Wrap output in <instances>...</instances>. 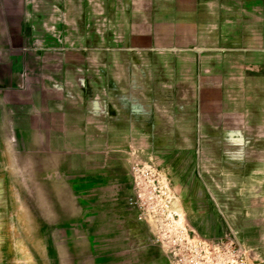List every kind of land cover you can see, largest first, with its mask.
<instances>
[{"label": "crops", "instance_id": "1", "mask_svg": "<svg viewBox=\"0 0 264 264\" xmlns=\"http://www.w3.org/2000/svg\"><path fill=\"white\" fill-rule=\"evenodd\" d=\"M44 149L189 160L264 199V0H0V264Z\"/></svg>", "mask_w": 264, "mask_h": 264}, {"label": "rangeland", "instance_id": "2", "mask_svg": "<svg viewBox=\"0 0 264 264\" xmlns=\"http://www.w3.org/2000/svg\"><path fill=\"white\" fill-rule=\"evenodd\" d=\"M176 161L23 153L4 252L14 264H264L259 192H229Z\"/></svg>", "mask_w": 264, "mask_h": 264}]
</instances>
